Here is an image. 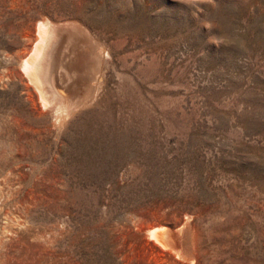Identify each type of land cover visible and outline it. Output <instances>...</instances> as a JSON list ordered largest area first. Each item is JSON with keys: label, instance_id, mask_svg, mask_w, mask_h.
<instances>
[{"label": "rangeland", "instance_id": "374dc122", "mask_svg": "<svg viewBox=\"0 0 264 264\" xmlns=\"http://www.w3.org/2000/svg\"><path fill=\"white\" fill-rule=\"evenodd\" d=\"M0 264H264V0H0Z\"/></svg>", "mask_w": 264, "mask_h": 264}, {"label": "bare ground", "instance_id": "6f19581e", "mask_svg": "<svg viewBox=\"0 0 264 264\" xmlns=\"http://www.w3.org/2000/svg\"><path fill=\"white\" fill-rule=\"evenodd\" d=\"M48 25L49 24H47L45 22H40L39 23V25H38V36L39 37H38V40H37V44H36V46L34 48V51L31 54V56L30 57L28 56L29 58H26L24 60L23 64H22L23 73L29 79V81L35 86V88L37 89V91L39 93V96H40V99L43 102V104H46L48 102V99H47L48 97L47 96L49 95V94L45 95L46 94L45 93V91H46L45 86H46V88L48 87V90H49L48 92L46 91L47 93H49L51 91L52 93L61 94L60 88L58 89V87L56 85V81H55L56 79H55V75H54L55 74L54 73V69H55V66H56L55 63H57L56 62L57 61L56 60V58H57L56 55L58 56V54H59V53L57 54V52H58L57 51L58 50V40L54 39V41H51V37L52 36H51V31H50V28H49ZM53 36H54V34H53ZM56 37L57 36H55V38ZM59 42H61V41H59ZM61 44L59 45V47L61 46ZM63 48H65L64 45H63ZM68 48H69V46H68ZM68 48H67V51L71 50L70 48L68 50ZM62 52H65V51L62 50ZM65 54H66V52H65ZM72 56L75 57L74 55H72ZM63 57H64V55H63ZM63 60H64V58H63ZM65 61L67 62L66 65L69 64V62L67 60H64V62ZM72 64H75V63H72ZM64 66H65V63H64ZM59 71H57V72L59 73ZM65 92H67V91H65ZM64 96L65 95H63V97ZM58 97H60V96H58ZM63 97H62V99H63ZM50 100L52 101V99H50ZM60 102L62 103V101H60ZM52 105L55 106L52 103L49 105V102H48V106H52ZM59 105H61V104H59ZM57 106H55V107L58 108ZM63 107L59 106V108H61V109ZM55 110H57V109H55ZM64 110H62L63 113H64ZM176 235L177 234H175L170 229H168L166 227H161V228L153 229L150 236L152 238L156 239L158 242L162 243L164 246H167V245L169 246L170 245L172 247H175L177 245V243H178L177 239L179 240V238H177Z\"/></svg>", "mask_w": 264, "mask_h": 264}]
</instances>
